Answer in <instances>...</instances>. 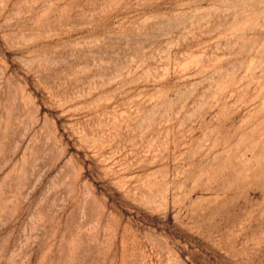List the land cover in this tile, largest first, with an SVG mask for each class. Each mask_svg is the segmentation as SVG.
<instances>
[{
	"label": "rangeland",
	"instance_id": "1",
	"mask_svg": "<svg viewBox=\"0 0 264 264\" xmlns=\"http://www.w3.org/2000/svg\"><path fill=\"white\" fill-rule=\"evenodd\" d=\"M0 264H264V0H0Z\"/></svg>",
	"mask_w": 264,
	"mask_h": 264
}]
</instances>
